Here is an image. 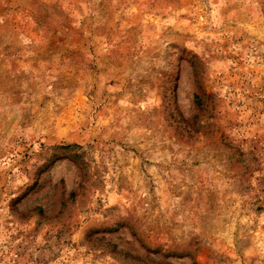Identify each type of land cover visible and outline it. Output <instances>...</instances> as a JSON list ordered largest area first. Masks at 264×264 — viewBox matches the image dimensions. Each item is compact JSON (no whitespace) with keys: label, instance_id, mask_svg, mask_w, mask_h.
<instances>
[{"label":"rangeland","instance_id":"1","mask_svg":"<svg viewBox=\"0 0 264 264\" xmlns=\"http://www.w3.org/2000/svg\"><path fill=\"white\" fill-rule=\"evenodd\" d=\"M0 264H264V0H0Z\"/></svg>","mask_w":264,"mask_h":264}]
</instances>
